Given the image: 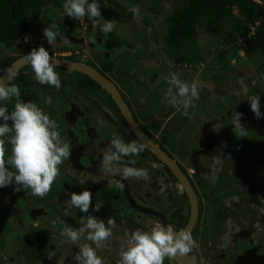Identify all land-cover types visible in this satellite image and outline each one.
<instances>
[{"label":"flooded vegetation","instance_id":"1","mask_svg":"<svg viewBox=\"0 0 264 264\" xmlns=\"http://www.w3.org/2000/svg\"><path fill=\"white\" fill-rule=\"evenodd\" d=\"M100 22L103 24L104 21ZM50 23H55L71 43L58 40L55 45H48L43 38V29ZM254 31L253 27L251 34ZM26 37L29 38L27 43ZM156 43L163 50L161 57L156 58L162 68L153 69L145 59L146 54L141 55L145 43L134 44L128 33L121 32L117 26L113 32L105 34L99 27L93 28L86 18L75 21L66 17L63 6L43 8L36 25L18 43L9 47L0 41V77L40 45L45 46L56 60L96 70L113 84L151 145L134 158L137 167L150 171L149 181L130 178L124 181V189L109 184L113 176L120 178L121 173L100 168L99 161L102 152L110 150L113 134H120L125 142L141 140L113 93L91 76L61 66L56 68L62 81L60 89L40 85L31 66H21L12 83L18 84L22 99L36 102L57 123L62 140L72 150L68 160L60 166V175L46 197L34 196L30 189L20 192L11 186L0 189V209L3 205L10 210L1 214L9 222H15V227L19 228L17 237L25 245L24 264H75L78 247L91 244L86 239L87 230L81 233L76 244L60 232L68 226L82 227L80 216L83 214L67 215L63 209L68 207L65 202L72 192L84 190L91 191L94 203L101 206L100 212L94 215L117 222L113 237L97 249L103 264H116L120 259L119 250L127 247L132 230H147L149 225L160 224L171 225L174 230H190L199 244L198 250L188 256L175 260L166 258L164 264H264L262 119H257L252 112L253 123L245 127V136H241L232 123L218 125L214 99L216 80L212 74L207 76L206 71L200 70L197 76L193 75L184 70L188 64L191 67V61L185 64L183 59L169 56L164 37ZM173 73L190 84L196 82L200 89L199 99L193 101L194 107L187 109V115L182 106L176 111L171 103L175 89L169 93L172 86L166 77ZM242 74L243 70L239 69L232 71L230 76ZM204 88H213L214 96ZM48 96L53 99L51 105L45 103ZM261 99L264 107L263 95ZM15 102V98L10 103L5 102L9 111L13 110ZM227 106L228 110L234 108L231 102ZM238 112L248 123V107L244 106ZM7 147L6 156L10 155L11 145ZM152 148H157L177 165L186 184ZM236 148H247V153L234 155ZM228 151L233 152L228 155ZM223 154L227 156L223 166L217 169L210 164L212 156L222 157ZM244 203L248 211L240 213L241 208H246ZM235 232L236 240L228 245L227 237ZM217 242L229 247L224 254L218 250L214 259L210 251Z\"/></svg>","mask_w":264,"mask_h":264},{"label":"clouds","instance_id":"2","mask_svg":"<svg viewBox=\"0 0 264 264\" xmlns=\"http://www.w3.org/2000/svg\"><path fill=\"white\" fill-rule=\"evenodd\" d=\"M102 2L106 7L107 0H63V14L75 21L86 18L93 28L99 27L102 33H111L116 27V21L104 19ZM101 19L104 20L103 24ZM43 38L50 46L55 45L58 40L65 44L71 43L55 23H50L43 29ZM28 39L25 38V43ZM24 61L31 66L38 84L54 86L56 89L62 87L60 75L56 71L59 62L45 46L33 48L25 54ZM8 72L11 75L7 82L0 83V189L10 186L16 192L30 189L32 195L43 198L52 190L60 175V166L68 160L72 150L62 140L57 123L44 109L34 101L22 99L18 84L12 83L16 79L14 70L9 68ZM166 80L172 86L168 89L169 93H173V88L175 89L171 103L176 111H180L182 106L187 115V109L194 107L193 101L200 96L197 83L190 84L175 73L168 75ZM262 95L264 94L255 93L247 98L257 119H264V112L261 111ZM13 98L16 102L13 110L9 111L5 102L10 103ZM45 103L51 105L52 97H46ZM242 116V113L235 111L232 125L241 136H245L247 130L241 123ZM137 135L142 136V133L138 132ZM8 145H11L10 155L6 156L9 152ZM147 146L141 140L125 142L120 134L114 133L110 140V150H104L99 161L100 168L121 173L120 178L113 176L109 184L124 189V181L130 178L149 181L150 171L137 167L134 159ZM117 165L120 167H115ZM65 203L68 207L63 210L67 215H75L77 212L83 214L80 216L82 227H65L60 235L76 244L81 239V233L87 230L86 239L91 242L78 247L79 251L74 255L75 264H103V258L97 254V249L102 248L104 242L113 237V229L117 227L116 220H105L93 214L99 213L101 206L94 203L93 193L89 190L72 192ZM198 248L197 240L188 229L174 230L171 225H149L147 230L137 228L131 231L127 247L119 250L120 259L116 264H164L166 258L175 260L177 257H186Z\"/></svg>","mask_w":264,"mask_h":264},{"label":"rangeland","instance_id":"3","mask_svg":"<svg viewBox=\"0 0 264 264\" xmlns=\"http://www.w3.org/2000/svg\"><path fill=\"white\" fill-rule=\"evenodd\" d=\"M153 2L154 0H107L106 7L102 2L101 11L105 20L116 21V26L120 27L121 32L128 33L131 42L138 46L145 43L142 46V48H144L142 49L141 55L146 54L145 59L148 60V65L155 69L158 66L162 68L160 64H157V59L161 57V52L163 50H160L161 46L156 42L163 40L166 31V16L170 11L171 4L164 2L162 14L156 15L152 11ZM260 4L264 5V2ZM48 9L49 8H47V11ZM241 17L240 10L234 8L232 20L227 24L226 30L231 31L235 25H239ZM101 21L104 20L101 19ZM251 33L252 32H250V34ZM199 49L201 51L200 59L198 61L193 60L191 62V67L190 64H188L190 62L184 60L183 63L188 64L184 66V70L195 76L200 73V70H202V72L206 71L207 76H209L210 73L215 78L216 98L214 99L217 108V124L219 125L220 123V125L225 126L230 125L232 123L233 113L246 106L248 107V117H250V119L248 123H246L247 119L242 118L241 123L244 127L249 126V124L253 123V118L247 98L255 93L264 94V68H262L264 56H248L242 50L236 51L233 46L226 44L222 38H214L202 29L199 30ZM168 54L172 59H182V55L185 54V47L181 45L177 50L169 51ZM239 69L243 70L241 76H230L232 71ZM253 84H255V87H253ZM204 90H206L208 94L214 96L213 88H204ZM230 102L234 104L232 110H228L227 108ZM225 149H223V151H226ZM233 150L234 152H232L234 155L235 153H247V148H236ZM232 152L228 151V155L232 154ZM225 157H227L225 154H223L222 157H220V155L212 156L210 164L218 169L223 166L226 160ZM255 202L256 199H254L253 203ZM248 204L251 205V202ZM244 206H246L245 203ZM250 207L253 208V204ZM237 210H239V208ZM8 211L10 212L7 207L1 205L0 264H24L22 262V253L25 249V245L21 244L16 234L19 228H17V226L15 227V222H9V219H4V214H1L2 212L6 213ZM239 211L240 213H247L248 208L246 206V208L243 207ZM255 211H258L257 207H255ZM207 213H209V211H207ZM236 236L235 232L227 237L230 243L228 245H231L232 242L236 240ZM214 247L215 248L210 251V254L216 259V255L219 253L218 250H220V254H224L229 246L224 247L223 242H217Z\"/></svg>","mask_w":264,"mask_h":264},{"label":"trees","instance_id":"4","mask_svg":"<svg viewBox=\"0 0 264 264\" xmlns=\"http://www.w3.org/2000/svg\"><path fill=\"white\" fill-rule=\"evenodd\" d=\"M164 2L171 7L163 37L169 51L185 47L183 60L200 59V29L214 38H222L236 51L264 56L263 4L254 0H154L152 11L156 15L162 14ZM50 6L61 7L63 0H0V41L9 47L18 43L36 25L43 8ZM234 8L240 10V24L227 31ZM253 27L254 34L250 35Z\"/></svg>","mask_w":264,"mask_h":264},{"label":"water","instance_id":"5","mask_svg":"<svg viewBox=\"0 0 264 264\" xmlns=\"http://www.w3.org/2000/svg\"><path fill=\"white\" fill-rule=\"evenodd\" d=\"M59 62V66L61 67H65V68H70V69H74V70H78L81 71L89 76H91L92 78H94L98 83H100L101 85H103L104 87H106L107 89H109L114 97L116 98V101L118 102V104L120 105V107L122 108L127 120L129 121L130 126L133 128V130L136 132V134L139 132L141 133V131L139 130L137 124L134 122L129 110L127 109L125 103L123 102L122 98L118 95L117 91L115 90L114 86L112 83H110L109 81H107V79L103 78L96 70H94L91 67L88 66H84L78 63H72V62H67V61H60L57 60ZM27 64L24 61V58L21 59L20 61H18L17 63H15L12 66V69L14 70V72L16 73L17 70L23 66ZM11 74L8 72L6 75L0 77V83H6L7 80L9 79V76ZM261 111L264 112V107L261 108ZM262 124L264 125V119H262ZM262 132L264 133V128L262 130ZM139 138L143 141L146 142L148 146L151 147V145L149 144L148 140L142 135L139 136ZM152 150L154 151V153L156 154V156H158L159 159L163 160L167 165H169L173 171L178 175V177L180 178V180L182 182H185L184 178L180 175V172L177 169V165L169 158L167 157L164 153H162L161 151H159L157 148H152ZM187 187V186H186ZM189 190V188H188ZM192 190H189L190 195H192ZM192 197L194 198V196L192 195ZM184 264H188L187 262H185Z\"/></svg>","mask_w":264,"mask_h":264}]
</instances>
